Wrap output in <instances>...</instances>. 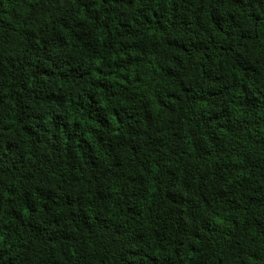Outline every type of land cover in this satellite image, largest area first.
Masks as SVG:
<instances>
[{"label":"trees","instance_id":"1","mask_svg":"<svg viewBox=\"0 0 264 264\" xmlns=\"http://www.w3.org/2000/svg\"><path fill=\"white\" fill-rule=\"evenodd\" d=\"M0 264H264V0H0Z\"/></svg>","mask_w":264,"mask_h":264}]
</instances>
